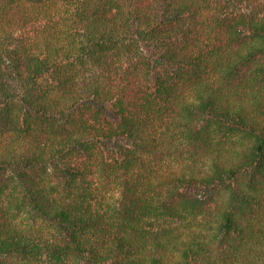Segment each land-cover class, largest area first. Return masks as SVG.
<instances>
[{
  "label": "trees",
  "instance_id": "trees-1",
  "mask_svg": "<svg viewBox=\"0 0 264 264\" xmlns=\"http://www.w3.org/2000/svg\"><path fill=\"white\" fill-rule=\"evenodd\" d=\"M0 264H264V0H0Z\"/></svg>",
  "mask_w": 264,
  "mask_h": 264
}]
</instances>
